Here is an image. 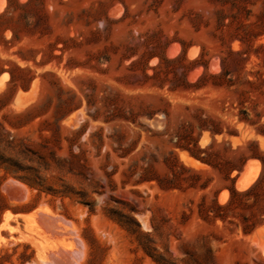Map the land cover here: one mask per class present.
Listing matches in <instances>:
<instances>
[{"label": "rangeland", "instance_id": "1", "mask_svg": "<svg viewBox=\"0 0 264 264\" xmlns=\"http://www.w3.org/2000/svg\"><path fill=\"white\" fill-rule=\"evenodd\" d=\"M253 154L264 0H0V264H264Z\"/></svg>", "mask_w": 264, "mask_h": 264}, {"label": "trees", "instance_id": "2", "mask_svg": "<svg viewBox=\"0 0 264 264\" xmlns=\"http://www.w3.org/2000/svg\"><path fill=\"white\" fill-rule=\"evenodd\" d=\"M121 137L122 134H121ZM257 144V143H256ZM180 145V144H179ZM131 147L129 148V152H131L132 150L135 149L136 147V142L132 141ZM191 155L194 156L195 158L210 163L212 165H216L214 162L210 161L208 158H206L205 156H202V149L198 148L195 151L191 150L190 148H188ZM171 154L174 155L175 157V162L172 163L168 157H165L164 162L165 164L170 168V170L173 173V177L168 176H164V177H160L158 175H156L155 172H152L150 167L145 168L144 172H142L139 176V178L136 180L135 183H141L143 181L146 180H152V179H157L159 185L162 188H167V187H175L177 186V183L179 181V179H181V174L180 171H178L176 169V166H180L182 171H193V169L185 166L184 164H182L179 159L177 158L176 154L172 151ZM123 156L127 155V154H122ZM252 157H258L262 164H263V170L259 176V178L257 179V181H255L250 187H248L245 190H239L237 189V187L235 185H233L232 187H230V198L229 201L226 204H220L218 202L214 203L213 208H208L206 210H200V215L204 216H209L210 212L212 211L214 214V217H220L221 219L225 220L227 215L224 212L225 209L230 208L231 206H241V207H252L254 206V204H256L260 197H261V192L260 190L263 189V183H264V157H262V155H258V154H253ZM248 159V157H246L245 155H241L240 157H237V161H234L231 167V171L232 170H238L240 171L242 169L243 164L246 162V160ZM149 166L152 167V163H149ZM135 173V170H132V173L127 174L128 177H131L133 174ZM254 196V201L252 203L248 202L247 200L251 197ZM257 227V220H253L252 222H249L247 219L244 222L243 225V231L244 233H249L251 231H253L255 228Z\"/></svg>", "mask_w": 264, "mask_h": 264}, {"label": "bare ground", "instance_id": "3", "mask_svg": "<svg viewBox=\"0 0 264 264\" xmlns=\"http://www.w3.org/2000/svg\"><path fill=\"white\" fill-rule=\"evenodd\" d=\"M180 157L185 161V162H193V163H199L198 160L196 159H193L192 157H190L188 154L184 153V152H181L180 153ZM47 209V208H46ZM45 214V213H44ZM51 215V214H50ZM24 219H29L30 218V215L29 216H22ZM27 221V220H25ZM50 261V260H49ZM52 263V261H50ZM55 263V262H54Z\"/></svg>", "mask_w": 264, "mask_h": 264}]
</instances>
